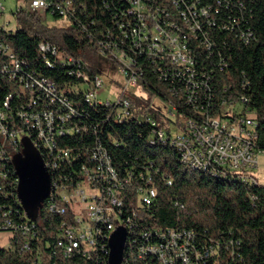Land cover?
<instances>
[{
  "label": "trees",
  "instance_id": "1",
  "mask_svg": "<svg viewBox=\"0 0 264 264\" xmlns=\"http://www.w3.org/2000/svg\"><path fill=\"white\" fill-rule=\"evenodd\" d=\"M28 1L13 13L14 29L4 27L0 15V106L13 96L9 120L38 143L52 184L75 187L87 172H96L101 154L108 155L123 181L122 219L131 220L124 264H158L152 254H142L140 249L149 242L159 243V233L170 230L195 233L198 246L203 252L209 250L200 264H264V186L259 181H243L217 167L192 166L172 144L168 130L167 138L159 136L164 128L162 113L157 111L155 120L140 118L150 111L144 96H133L127 114L113 102L107 105L87 98L99 67L92 53L111 59L123 55L149 101L159 96L170 111L175 109V119L166 117L169 122L184 129L190 120L202 122L204 115L225 118L228 110L235 117L240 112L254 117L257 149L264 152V0H137L156 15L155 23L188 46L196 66L193 82L185 70L170 65L169 47L149 52L141 41L137 47L131 36L140 27V18L129 0H47L45 15L64 19L63 26L45 24L39 12L27 8ZM183 12L189 17L194 14V19L185 22ZM142 15L148 18L147 12ZM154 32L149 23L146 35ZM43 43L56 54L42 53ZM8 52L23 62L21 75L50 85L52 95L38 92L35 108L54 116L49 134L53 150H47L38 132L18 117V111L28 109V98L12 70L4 68L11 67ZM18 151L23 153V143ZM48 161L57 162L53 173ZM7 174L6 190L16 193L17 178L9 165ZM94 186L103 192L109 187L103 181ZM141 188L156 191L151 207L141 206ZM52 203H61L57 195L37 211L30 248H22L23 236L16 235L12 248L0 246V264H108L101 250L91 258L63 255V223H72V215L50 212ZM0 204L18 208L11 194L1 197Z\"/></svg>",
  "mask_w": 264,
  "mask_h": 264
},
{
  "label": "built area",
  "instance_id": "2",
  "mask_svg": "<svg viewBox=\"0 0 264 264\" xmlns=\"http://www.w3.org/2000/svg\"><path fill=\"white\" fill-rule=\"evenodd\" d=\"M129 1L140 18V27L133 29L131 36V38L136 40L135 44L138 45L137 47H140L139 41L149 46V52L161 50L164 46L169 47L168 60L170 65L181 71L185 70L187 76L190 78V82H193L196 66L195 62H191V52L188 46L180 42V36L170 34L158 23H155L156 15L148 12L141 3L137 2V0ZM49 6L50 4L47 0H29L27 3V8L30 11L39 12L40 15H45L49 10ZM57 9L60 10V7L58 6ZM4 12L5 7L0 4V15L4 14ZM144 12H147L148 16L146 20V16L142 15ZM202 13L206 15L205 10ZM64 14V11H61V15ZM194 16L193 14L189 17L186 12L182 14L185 22L194 19ZM149 23L151 27L155 28V32L150 36L146 35ZM193 23L198 26V22L195 20ZM2 25L8 29L7 25ZM191 29L193 28L191 27ZM40 50L42 53L52 52L56 54V51L51 49L49 44H41ZM8 54L11 67L5 66L4 68L5 70H12L10 72L13 77L16 76L19 79L22 94L28 98V109L18 111V117L26 125L25 127L29 129L33 128L38 132V139L47 150H53L54 145L52 137H49V134L54 126V116L47 110L39 111L35 108V98L38 92H44L48 97L52 95L50 85L43 79H37L34 76L30 78L27 74L21 75L23 62L15 59L10 52ZM114 58L124 67L123 73L128 80V85H138L137 77L133 73L130 61L123 55H116ZM69 62L78 64L73 58H69ZM81 75L79 74V76ZM82 76L88 80L86 75ZM102 84L101 79L96 77L93 82V89L87 96L90 101L102 102L98 97V90L102 87ZM191 98L193 100V97ZM13 99L12 95L6 97L3 105L0 106V198L11 194L18 208L9 205L6 207L0 204V246L5 249L12 248L16 235L22 234L23 240L21 241L24 243L22 248L29 249L30 239L35 237L36 220L32 221L27 217L26 211L18 199V190L16 193H9L6 190L9 184L5 183L9 178L7 174L8 165L14 171V160L20 155V151H18L19 143L21 144L24 139L31 140V135L25 132L23 127L18 124L14 125L9 120V110ZM110 102L115 103L119 112L124 114H127L132 107L131 102L125 97H119L118 101H108L105 103L109 105ZM226 105L224 104L227 108ZM168 107L170 108L171 106L168 105ZM224 111H227V109H224ZM168 113V118L175 119L173 108L171 111L169 109ZM226 113L227 117L225 118L204 115L205 119L202 118V122L190 120L180 133L175 131V134H173L169 129L168 132L171 133L172 144H176L182 156H189V159L193 163L204 164L209 169L217 167L221 170H226L239 179L257 182L258 179L254 174L259 166V157L264 153L258 151L256 145L258 139L256 132L257 123L254 121V117H243V115H240V112L236 117L232 111L228 110ZM166 131L163 129L159 133V136L163 139L167 138L168 133ZM32 143L41 154L37 145L38 143L33 141ZM100 159L101 163L98 165L96 172H87L85 179L75 187L68 188L61 186L58 181H54L53 192L50 198L57 195L61 203L58 205L52 203L48 209L50 212L64 216L69 211L72 215V218H70L72 223L69 221L63 223V236L65 239L64 241H60V246L65 257H71L75 253H79L91 258L95 252L101 250L107 254L109 264L111 252L109 246L110 239L119 228H124L127 231L128 242L130 236L127 226L131 220L130 217L122 219L124 202L120 197V189H122L123 181L112 167L107 154H101ZM48 162L51 165V173H53L52 171L57 168V162ZM102 181L109 185V187L104 188L106 189L104 192L99 187L94 186L98 182L102 183ZM17 183H19L18 178ZM126 183H128V180H126ZM156 196L157 194L154 189L141 188L139 190V201L142 207H151ZM77 201L82 202L86 206V209L80 215L76 214L72 208V203H76ZM19 218L21 220H18ZM4 235L8 236L3 237ZM145 236L150 237V235ZM159 238V243L149 242L140 249L142 254H152L157 259L158 264H200L209 257V250L203 252V248L198 246V240L193 231L170 230L165 233H159ZM20 239L22 238H19V243Z\"/></svg>",
  "mask_w": 264,
  "mask_h": 264
},
{
  "label": "rangeland",
  "instance_id": "3",
  "mask_svg": "<svg viewBox=\"0 0 264 264\" xmlns=\"http://www.w3.org/2000/svg\"><path fill=\"white\" fill-rule=\"evenodd\" d=\"M0 4L5 7V12L1 15L2 24L7 25L8 29H14L16 22L13 13L25 5V0H0ZM41 17L43 22L48 26H63V24L66 23L64 19L54 18L50 15L41 14ZM92 55L98 61L99 66L96 77L101 79L103 83L102 87L98 90V97L100 101H118L119 97H125L132 105V98L134 95L144 96L148 101L147 104L150 105V111L144 112L140 115L142 120L146 117L150 120H155L157 111H159L162 113L164 130L171 129L173 134H175L176 129L179 133L181 132L182 129L178 127V125L169 122L166 118L169 116V107L168 104H165L159 96H156L149 101L148 94H143L139 90V85H128V80L123 73L124 67L120 65L115 58L111 59L104 55L99 56L95 53H92ZM254 175L260 184L264 186V153L259 157V166ZM72 208L76 214L80 215L86 209V206L82 202L77 201L76 203H72ZM7 236L8 235H4L3 237Z\"/></svg>",
  "mask_w": 264,
  "mask_h": 264
},
{
  "label": "water",
  "instance_id": "4",
  "mask_svg": "<svg viewBox=\"0 0 264 264\" xmlns=\"http://www.w3.org/2000/svg\"><path fill=\"white\" fill-rule=\"evenodd\" d=\"M24 151L14 160L18 178V199L27 217L35 221L37 211L50 198L52 179L45 162L31 140H23ZM127 231L119 228L110 239L109 264H122L124 259Z\"/></svg>",
  "mask_w": 264,
  "mask_h": 264
},
{
  "label": "bare ground",
  "instance_id": "5",
  "mask_svg": "<svg viewBox=\"0 0 264 264\" xmlns=\"http://www.w3.org/2000/svg\"><path fill=\"white\" fill-rule=\"evenodd\" d=\"M128 60V59H127ZM191 62H195V61H193V59L191 58ZM89 100V99H88ZM173 113L175 114V109L173 108ZM20 154H22V152H20ZM185 157V160L186 161H188L192 166H194V167H196V168H204V169H207L208 167L206 166V165H204V164H196V163H193V161L192 160H190L189 159V156H184ZM45 165H46V167H47V169H48V171H49V168H48V166H47V164L45 163ZM14 172H15V175H16V171H15V167H14ZM49 173H50V171H49ZM52 179V178H51ZM239 179V178H238ZM240 180H243V181H250V182H253V181H251V180H248V179H240ZM256 183V182H255ZM52 192H53V184H52ZM126 251V250H125ZM125 251H124V256H125ZM123 261H124V259H123ZM122 264H123V262H122ZM182 264H188V263H182Z\"/></svg>",
  "mask_w": 264,
  "mask_h": 264
}]
</instances>
